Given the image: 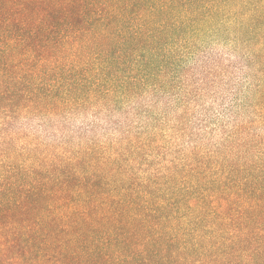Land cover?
Masks as SVG:
<instances>
[{
    "label": "trees",
    "instance_id": "1",
    "mask_svg": "<svg viewBox=\"0 0 264 264\" xmlns=\"http://www.w3.org/2000/svg\"><path fill=\"white\" fill-rule=\"evenodd\" d=\"M0 264H264V0H0Z\"/></svg>",
    "mask_w": 264,
    "mask_h": 264
},
{
    "label": "clouds",
    "instance_id": "2",
    "mask_svg": "<svg viewBox=\"0 0 264 264\" xmlns=\"http://www.w3.org/2000/svg\"><path fill=\"white\" fill-rule=\"evenodd\" d=\"M80 121L78 120L77 123H79Z\"/></svg>",
    "mask_w": 264,
    "mask_h": 264
}]
</instances>
